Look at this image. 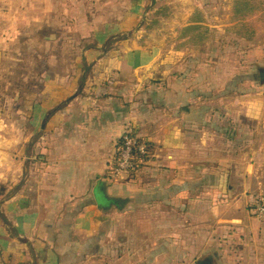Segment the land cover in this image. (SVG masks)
Masks as SVG:
<instances>
[{"label": "crops", "instance_id": "0c3cea01", "mask_svg": "<svg viewBox=\"0 0 264 264\" xmlns=\"http://www.w3.org/2000/svg\"><path fill=\"white\" fill-rule=\"evenodd\" d=\"M151 1L132 0L68 70L39 71L3 117L0 264H107L126 212L155 228L159 264H264V220L247 209L264 196V0ZM127 128L159 166L109 183Z\"/></svg>", "mask_w": 264, "mask_h": 264}, {"label": "rangeland", "instance_id": "374dc122", "mask_svg": "<svg viewBox=\"0 0 264 264\" xmlns=\"http://www.w3.org/2000/svg\"><path fill=\"white\" fill-rule=\"evenodd\" d=\"M6 25L0 29V117L13 118L17 96L30 92L37 84L41 70H68L86 41L103 26L120 18L132 0H8ZM5 28V29H4ZM41 63H39V58ZM41 68H40V67ZM25 74V75H24ZM157 165V164H156ZM151 165L148 172L156 169ZM159 166V165H157ZM142 176V175H141ZM252 193V192H251ZM249 192V194H251ZM143 210L133 214L143 215ZM151 212H149L150 214ZM115 228L110 227L107 264H159L161 256L151 254L153 232L146 224L129 222L123 214ZM160 226V224H155ZM146 229V230H145ZM141 233L136 240L130 232ZM146 233V234H145ZM113 236V235H112ZM212 256L202 254L187 262L197 263Z\"/></svg>", "mask_w": 264, "mask_h": 264}, {"label": "built area", "instance_id": "2783aa9c", "mask_svg": "<svg viewBox=\"0 0 264 264\" xmlns=\"http://www.w3.org/2000/svg\"><path fill=\"white\" fill-rule=\"evenodd\" d=\"M6 124V120L0 117V127H5ZM121 139L119 146L108 160L109 173L114 179L122 173L136 170L147 162L144 157L146 156L145 141L126 134ZM257 199L258 204L253 206L250 202L247 209L253 217L264 220V196H259Z\"/></svg>", "mask_w": 264, "mask_h": 264}, {"label": "trees", "instance_id": "16d2710c", "mask_svg": "<svg viewBox=\"0 0 264 264\" xmlns=\"http://www.w3.org/2000/svg\"><path fill=\"white\" fill-rule=\"evenodd\" d=\"M154 86L159 87L160 85L156 82V84L153 83ZM129 135V136H134L137 137V135H135V133L133 132V130L127 128L126 131L117 139L116 141V147L119 146L120 142H121V138L124 135ZM145 141V149H146V156L145 157V161H147L145 164L140 165L136 170L134 171H130V172H125L122 173L118 178H113L110 173H109V163L107 162V166H106V181L109 183L112 182H116L118 181L120 178H125L126 180L130 179V178H135L136 176H139L138 174H143L146 170H148L149 168H151V165H153V161H154V145L147 141V140H143ZM141 176V175H140ZM258 197H254L251 201V204H253V206H255L256 204H258L259 200L257 199ZM111 201L116 202L115 203V209H123L124 207H122L123 205H125L126 200L123 198H115L114 200L111 199ZM119 203V204H118ZM121 204V207H120ZM106 259L108 257V254L105 255Z\"/></svg>", "mask_w": 264, "mask_h": 264}, {"label": "water", "instance_id": "95a60500", "mask_svg": "<svg viewBox=\"0 0 264 264\" xmlns=\"http://www.w3.org/2000/svg\"><path fill=\"white\" fill-rule=\"evenodd\" d=\"M152 5V1L150 0V6ZM147 12V11H146ZM146 12L144 13L142 19H141V24L143 23L144 19H145V15H146Z\"/></svg>", "mask_w": 264, "mask_h": 264}, {"label": "flooded vegetation", "instance_id": "af4514ba", "mask_svg": "<svg viewBox=\"0 0 264 264\" xmlns=\"http://www.w3.org/2000/svg\"><path fill=\"white\" fill-rule=\"evenodd\" d=\"M201 264H207V262L201 263Z\"/></svg>", "mask_w": 264, "mask_h": 264}]
</instances>
